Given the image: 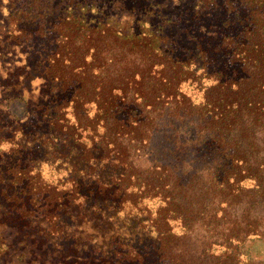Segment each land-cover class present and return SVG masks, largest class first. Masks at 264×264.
Segmentation results:
<instances>
[{
	"label": "trees",
	"instance_id": "obj_1",
	"mask_svg": "<svg viewBox=\"0 0 264 264\" xmlns=\"http://www.w3.org/2000/svg\"><path fill=\"white\" fill-rule=\"evenodd\" d=\"M132 1L156 0L11 1L8 33H0V93L22 100L25 110L8 121L35 114L51 148L45 161L65 164L71 176L46 181L38 166L52 162L3 165L14 152L0 150V264H79L81 236L105 242L106 211L141 218L155 236L152 249L138 253L128 244L113 264H264L248 246H264V0H189L191 19L225 16L223 34L211 26L193 31L178 10L163 31L144 11L133 13ZM166 3V11L181 7ZM15 24L34 28L39 39L52 36L43 60L42 51L27 59L29 49L19 50L30 40L9 33ZM232 25L236 33H224ZM206 28L219 37L201 49ZM189 36L194 43H185ZM30 64L43 72L33 76ZM17 65L20 73L8 79ZM154 198L160 202L151 212L145 202ZM9 204L16 211L3 213ZM70 212L78 222L63 238L73 239L71 251L53 249L60 257L53 259L37 250L55 237L41 225L55 231ZM170 221L187 236L174 235Z\"/></svg>",
	"mask_w": 264,
	"mask_h": 264
},
{
	"label": "rangeland",
	"instance_id": "obj_2",
	"mask_svg": "<svg viewBox=\"0 0 264 264\" xmlns=\"http://www.w3.org/2000/svg\"><path fill=\"white\" fill-rule=\"evenodd\" d=\"M11 1L12 0H0V33L4 34L5 36L8 33L5 31V28H7V25H8L7 15L9 12V7H10V10H13L11 8ZM168 1L174 2V0H168ZM179 1L181 4V7L177 8L176 10L174 9L170 11L169 10L166 11V9L169 6H172L171 3H166L167 0H156L154 3H151V4H148V2H142V1H137V2L132 1L133 4L131 6L133 9V13L139 15L144 11L143 13L147 14L146 16L147 18H145V20L153 19L152 25L156 24L157 26H162L163 31L166 30L167 27L173 28L172 21L174 20V17L177 14L176 12L181 11V14L179 16L180 19L181 20L188 19L189 25L193 24L192 25L193 31L195 30L197 25H201L200 28L211 26L216 29L217 33L223 34L221 27H220V21L225 16L217 15L216 13L213 14L211 11H209L207 13L201 14L202 17H199V19L197 17L198 20L191 19L189 17V10H192V8L195 7L194 2L189 1V0H179ZM125 3L127 5H130L129 2H125ZM113 6L115 7V9L119 10L122 7V2L121 3L115 2ZM106 11L107 13L108 11H110L109 7H107ZM110 13H113V12H110ZM152 16L153 18H151ZM168 17H170L171 23L167 22L166 19H168ZM228 18L231 19L230 14H228ZM228 28H230V31H227L228 29L225 28L224 33L228 32L230 35H234L236 33L234 31L235 29L234 25ZM206 29L208 30H200L201 31L200 33H202V31H206L205 35L200 34L203 36L202 40L204 41L203 42L200 40L201 49H204L203 46L205 45L215 44L214 42L210 43L211 40H214L215 37H219L214 34V31L212 29L210 28H206ZM8 31L9 33H11V35H13L12 33H17L18 38L17 39L15 38L16 40H19V41H21L22 39L28 40V41L30 40L27 46L23 44V47L25 49L24 48L19 49L24 52H26L25 50L29 49L28 50L29 52H27L28 55H26V58L32 57L33 56L32 52L38 50V51H42L41 59L43 60L45 55L50 53V51L53 49L52 36L39 39L37 38L38 36H36V32L34 31V28L30 27L29 25L22 26L21 24H15V26H10ZM189 31L190 29H187L186 33ZM196 33L197 32H194L195 35H197ZM33 35L35 36L32 38ZM200 35L198 36L200 37ZM9 37L12 39L11 36ZM190 38L191 36L187 38L189 40H186L185 43L187 44L189 43L191 44V42L194 43V41H191ZM32 39L35 41H33ZM205 41H208L206 42L207 44H204ZM190 46L191 45H189L188 47ZM207 49L209 50L211 49V47H207ZM4 53H6V51H4ZM188 54L189 56L194 55L195 51H193V49H191L190 51L184 50L183 56L185 57ZM28 61H30V59ZM32 66L33 67L30 73L33 76L43 72L42 70H40V72H36L35 70H33L35 66L34 65ZM6 71H7L6 73L8 75V79L11 76L15 77L16 75L20 73L19 72L20 69H18V65L13 66L10 70H6ZM14 82H16V80L14 79L9 80V84L14 83ZM14 87L16 86L14 85ZM14 87L11 89L13 90ZM42 87H43V84L40 83L39 92L38 91L36 92L37 97L40 100H41V95L44 92V88L41 90ZM2 92L3 94L0 93V97H5V102L2 103L0 107V150L6 154L9 153V151L14 152L13 153L14 157L11 155L7 156L6 159H4L3 165L22 166L26 164L27 162H34L35 160H31V159L38 157L37 160L39 161L43 160V162H52V163H42L40 166H38V168L41 171V175L43 179H45L46 181H50L54 183L56 181L59 182L60 180L63 181L66 179V177L71 176V174L66 170L65 164L61 162H53V160L45 161V159L49 160L51 148L49 144L43 138L44 133L46 132V129H44L45 124L43 121H40L39 118L35 116V114H32V116L27 118V120H23V122L20 124H17V122L14 124L8 121L9 117L20 118L23 115L25 108H24L22 100L13 99V98H12L13 100L12 99L8 100V97H10V94L6 90H2ZM18 93H20V91L15 90L14 94H18ZM47 101L49 100H46L45 102H42V103H46ZM35 102L37 105L38 101L36 100ZM31 108L33 111L37 112L38 107H35L32 105ZM5 120L8 121V125L4 124ZM40 137H41L40 146L38 142L27 144V142L33 139H38ZM159 202L160 201L157 198L147 200L145 202L146 208L149 209L151 212H154L155 209L159 206ZM6 207L7 209L4 210L3 213L10 212V209L12 212L16 211L15 209L16 206H11L9 204ZM73 213L74 212H70L69 214L64 215V216L61 215L60 219L57 218L59 220V221L57 220L59 225L55 229V231L50 230V227L42 224L41 227L43 229L47 228L48 231H50V233H53L55 235V237L46 239L43 246L41 245L36 246V249L47 253V255H52L53 259L60 258L58 254H56V252H53V249L54 251H61V252L71 251L70 245L74 246V244H72L73 239L66 240V241L64 239L66 238L65 237L66 234H68L69 237H71L72 234L76 230V226L78 225V222L77 220H75V217L70 216ZM105 213L106 215H103V217L106 219L108 224L106 226L103 225L102 230H100L101 232H103L104 230L107 231L105 240H104L105 242L102 243L99 240L95 241L93 240L92 237L84 241L83 237L81 236L79 240H82V242L86 245V247H82V244H77L76 246V251L79 252L80 257H81L80 261L78 262L79 264H82L83 261L88 262L89 260H90L89 263H94V264H113L114 262L113 260H110V258L117 259L118 261L120 260L122 262V258H123L122 252L128 249L126 246L128 244L132 247V249L136 250L138 253L145 252V250L148 251L150 248L152 249L151 242L155 240V236L154 234H152V232L150 235L149 229L151 227H149L147 224H142L141 218L136 217V219H138L137 221L136 219L134 220L120 213L116 214V213L108 212V211H106ZM56 216L58 217L59 215H56ZM132 220H134L136 224H134ZM6 223L7 222L5 221V224ZM15 224H18L19 226L22 225V223L20 222L12 223V225H15ZM10 225L6 224L5 229L8 230L9 229L8 227ZM64 226L66 227L65 230L59 229ZM82 227H84L85 233L93 235V236L96 235V232L93 233L90 230H87L85 228L87 227L86 225H83ZM169 227L172 229V232L174 235L187 236L185 235V231L181 229V224H179L178 222L170 221ZM198 229L199 227L196 228V230ZM197 235L200 236V238H198L199 240L203 238L202 237L203 235L201 234H197ZM145 239H147V241ZM248 246L251 251V257L253 259L259 260V259L264 258V246H262L260 242L253 241L249 243ZM135 257L137 256H134L132 258H135ZM108 261H110V263H108ZM132 264H136V263L133 262Z\"/></svg>",
	"mask_w": 264,
	"mask_h": 264
}]
</instances>
